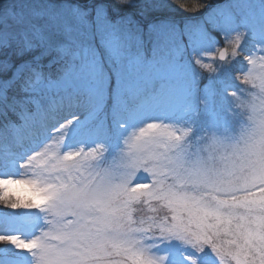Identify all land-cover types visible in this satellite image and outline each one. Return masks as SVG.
<instances>
[{
	"label": "clouds",
	"instance_id": "clouds-1",
	"mask_svg": "<svg viewBox=\"0 0 264 264\" xmlns=\"http://www.w3.org/2000/svg\"><path fill=\"white\" fill-rule=\"evenodd\" d=\"M236 2L216 0V7ZM213 4L0 2V51L13 43H22L18 54L32 51L36 45L25 26L36 18L54 21L43 36L55 53L49 70L33 68L18 96L0 89V150L30 149L18 174L0 175V206L17 203L19 210L39 214L28 239L35 245L26 250L32 264H166L167 254H158L164 242L198 254L208 249L223 264L210 246L197 242V234L207 229L213 244L223 243L220 221L239 227L246 206L264 202V43L246 51L247 32L241 30L222 35L223 43L212 50L173 56L153 23L146 30L131 11L113 15L169 6L195 14ZM185 59L200 76L238 61L235 86L211 106L216 118L206 115L210 105L203 97L190 106L152 103L174 87L169 67ZM85 124L100 134L84 135ZM13 186L16 193L8 191ZM25 195L30 198L21 203Z\"/></svg>",
	"mask_w": 264,
	"mask_h": 264
},
{
	"label": "rangeland",
	"instance_id": "rangeland-1",
	"mask_svg": "<svg viewBox=\"0 0 264 264\" xmlns=\"http://www.w3.org/2000/svg\"><path fill=\"white\" fill-rule=\"evenodd\" d=\"M4 2V1H0ZM13 0H7L12 3ZM67 3H79L85 7H92L97 0H66ZM39 11V9H37ZM133 12L136 20L147 30L148 24L153 23V30L160 38L161 44L165 45V50L173 56L184 53L185 50L198 51L201 49H214L222 44V35H228L235 31H246L247 39L244 44L246 51H251L254 44L264 43V0H238L234 4H224L216 7V0L209 8L199 13H186L169 6L167 9L156 12H146L139 15V10L120 9L114 16L124 15ZM54 21L45 19H33L32 23L25 26L27 39L35 44L32 51L22 52L21 46L13 43L10 49L0 51V89L7 87L9 97L19 95V86L24 82L33 68L44 67L48 71L49 62L55 58V53L49 51L43 41V36L47 33L48 26ZM12 32L18 41L23 42L24 36L20 34V27L13 24ZM171 42L169 43V39ZM237 62L232 65H224L217 74L200 76L187 59L182 64H173L169 71L175 77V85L161 96L154 97L152 103L165 108H172L179 105H188L196 97H203L209 101V110L206 115L209 118H216L217 113L212 111L213 104L219 105L223 102L224 91L228 87H234L232 79L233 71ZM57 65L52 64L51 71L56 70ZM80 131L84 135H99V129H92L87 124L83 125ZM30 151L23 148L18 152L9 151L5 153L0 150V175L18 174V164L23 156ZM25 195L21 203L29 199ZM258 207L246 206L247 216L241 220L248 225V231L237 236L240 231L235 223L229 224L227 220L220 221L225 233L223 244L231 245L238 249L235 255L225 257L223 264H262L264 262V244L256 251V257L252 256L255 245L258 241H264V202H255ZM39 221V214L34 210H11L0 206V235H18L22 240L28 241L36 229ZM252 229H258L252 231ZM208 230L205 229V232ZM187 249V250H186ZM166 253L168 260L166 264H218L215 256L210 250L198 254L187 245L179 242L158 243V254ZM191 256L192 260H186V256ZM0 264H32L28 251L15 248L13 245L0 243Z\"/></svg>",
	"mask_w": 264,
	"mask_h": 264
},
{
	"label": "snow or ice",
	"instance_id": "snow-or-ice-1",
	"mask_svg": "<svg viewBox=\"0 0 264 264\" xmlns=\"http://www.w3.org/2000/svg\"><path fill=\"white\" fill-rule=\"evenodd\" d=\"M224 54L225 52L221 53L222 56ZM8 191L16 193L17 190L15 186H13L9 188ZM5 196H7V193L5 194ZM5 202L7 201L5 200ZM20 207L21 205L17 203H11L8 205V209H11L13 211L19 210ZM251 207L255 208V207H258V205L255 203H252ZM238 229H240V231L237 232V236H242L249 230L248 225L242 222H240ZM257 230L258 229H252V231H257ZM197 235H198L197 242L210 246L219 256L221 262L224 261L225 257H230L231 255H235L236 252L238 251V249L232 247L231 245H225L221 242H217L213 244L212 240L206 236L205 232H200ZM0 243L10 244V245H13L15 248H18L21 250H30L35 245V241H24L18 235H0ZM262 244H264V241H258L256 243L255 251H252V256L254 257V259H259V257H256V251L261 249ZM186 258L190 261L192 260V257L190 256H186ZM250 264H254V260L250 261Z\"/></svg>",
	"mask_w": 264,
	"mask_h": 264
},
{
	"label": "trees",
	"instance_id": "trees-1",
	"mask_svg": "<svg viewBox=\"0 0 264 264\" xmlns=\"http://www.w3.org/2000/svg\"><path fill=\"white\" fill-rule=\"evenodd\" d=\"M0 1H4V0H0Z\"/></svg>",
	"mask_w": 264,
	"mask_h": 264
}]
</instances>
